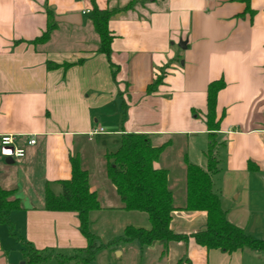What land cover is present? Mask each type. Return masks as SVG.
<instances>
[{
  "label": "crops",
  "instance_id": "obj_1",
  "mask_svg": "<svg viewBox=\"0 0 264 264\" xmlns=\"http://www.w3.org/2000/svg\"><path fill=\"white\" fill-rule=\"evenodd\" d=\"M94 2L115 10L108 57L99 52L90 0H0V137L12 136L25 152L11 163L0 154V188L15 191L20 206L10 215L19 240L0 224V264H24L25 244L51 254L39 264H59L56 255L86 248L76 213L44 207L45 189L58 195V182L71 178L75 154L101 208L93 223L96 216L126 212L106 177L104 156L129 133L165 146L153 167L167 171L179 209L169 228L188 238L146 248L119 244V257L152 253L163 264H264V252L227 254L197 245L190 235L205 229L206 213L181 209L186 162L207 169L206 90L222 79L212 191L229 222L264 240V0ZM46 10L55 17L80 15V24L57 22L49 40L35 45ZM48 62L74 65L47 70ZM159 76L161 83L147 92ZM134 218L125 227L149 229L146 219ZM125 227H101L99 241L118 239Z\"/></svg>",
  "mask_w": 264,
  "mask_h": 264
},
{
  "label": "trees",
  "instance_id": "obj_2",
  "mask_svg": "<svg viewBox=\"0 0 264 264\" xmlns=\"http://www.w3.org/2000/svg\"><path fill=\"white\" fill-rule=\"evenodd\" d=\"M92 9L89 19L94 31L99 37V52L105 56L111 53L113 35L109 31L108 22L115 10H102L94 0H90ZM47 23L44 32L33 44H44L50 34L57 27L55 15L46 10ZM74 64L63 63L57 65L52 62L46 64L47 70L62 67L64 70ZM159 76L147 92H152L161 83ZM225 87L222 79L212 81L206 90L205 124L208 135V147L205 153L207 169L186 162L185 168V204L181 208L185 211H203L206 213L205 229L190 235L193 241L207 249L219 250L223 253L250 250L264 252V240L254 238L243 229L229 222L222 210L218 196L212 191L211 175L218 170L216 157V133L219 131V119L216 114L217 94ZM165 146L153 147L147 135L129 133L121 136L118 148L104 156L107 179L116 189L117 196L122 203V210L141 213L146 216L149 229L126 226L122 235L106 245L98 244L99 237L92 230L91 215L99 211L100 205L95 193L89 191V173L80 165L79 156L75 154L71 160V178L58 182L61 192L53 194L49 188L45 189V210L51 212H73L77 214L79 231L86 239L87 246L77 250L72 256L56 255L59 264L76 261L89 264L93 261L98 250L115 251L119 244L137 242L140 248H146L154 243L180 242L187 240L186 235L174 233L169 228L172 213L176 209L172 192L168 186V173L163 169H155L153 163L158 160ZM249 169H252L249 164ZM19 201L15 191L0 188V224L8 227L9 235L19 240L10 221V215L19 211ZM82 254V255H81ZM50 253L38 251L28 244L22 249L24 264H39L50 258Z\"/></svg>",
  "mask_w": 264,
  "mask_h": 264
},
{
  "label": "rangeland",
  "instance_id": "obj_3",
  "mask_svg": "<svg viewBox=\"0 0 264 264\" xmlns=\"http://www.w3.org/2000/svg\"><path fill=\"white\" fill-rule=\"evenodd\" d=\"M105 216L103 218L96 216V222L92 226L93 232L98 236L103 234L101 227H125L127 224L136 222L137 218L134 217L146 219L144 214L136 212H117L114 216L112 214ZM98 244H102V241H98ZM117 253L118 251L98 250L93 261L89 264H163L162 262L159 263L158 260L152 259V253L143 257L133 253L132 255L125 254L123 257H119Z\"/></svg>",
  "mask_w": 264,
  "mask_h": 264
},
{
  "label": "water",
  "instance_id": "obj_4",
  "mask_svg": "<svg viewBox=\"0 0 264 264\" xmlns=\"http://www.w3.org/2000/svg\"><path fill=\"white\" fill-rule=\"evenodd\" d=\"M55 21L58 23L78 25L80 24V15H66V16H61V17H55ZM0 154L3 157H5L6 163L12 162V159H11L12 158V148L11 147H2Z\"/></svg>",
  "mask_w": 264,
  "mask_h": 264
},
{
  "label": "built area",
  "instance_id": "obj_5",
  "mask_svg": "<svg viewBox=\"0 0 264 264\" xmlns=\"http://www.w3.org/2000/svg\"><path fill=\"white\" fill-rule=\"evenodd\" d=\"M102 130L100 129V132ZM34 140H29L28 145L34 144ZM0 147H11L12 148V157L20 159L24 157V150L21 147L16 146L15 139L10 135H4L0 137Z\"/></svg>",
  "mask_w": 264,
  "mask_h": 264
}]
</instances>
